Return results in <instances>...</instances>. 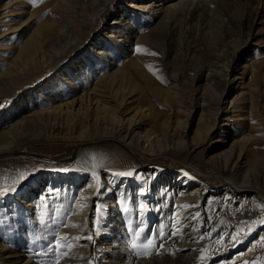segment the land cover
I'll return each mask as SVG.
<instances>
[{
	"label": "rangeland",
	"instance_id": "obj_1",
	"mask_svg": "<svg viewBox=\"0 0 264 264\" xmlns=\"http://www.w3.org/2000/svg\"><path fill=\"white\" fill-rule=\"evenodd\" d=\"M52 29L64 34L51 40ZM55 113L64 119H46ZM114 115L136 126L143 170L159 167L147 190L131 153L99 142L114 134ZM53 126L63 133L49 135ZM18 140L0 152V264H264L256 195L228 210L219 192L264 186V0H0V149ZM84 140L96 147L77 150ZM114 153L128 185L107 191L104 181L109 199L88 219L120 239L99 233L85 261L87 231L70 213L80 191L67 200L55 185L95 186ZM240 153L238 174H227ZM200 186L209 224L179 251L174 225Z\"/></svg>",
	"mask_w": 264,
	"mask_h": 264
},
{
	"label": "bare ground",
	"instance_id": "obj_2",
	"mask_svg": "<svg viewBox=\"0 0 264 264\" xmlns=\"http://www.w3.org/2000/svg\"><path fill=\"white\" fill-rule=\"evenodd\" d=\"M132 3H133V1L131 2L130 6L135 7L136 5H134ZM106 5H107V1L102 3V7H105ZM102 7L99 9V15L102 12ZM98 16H97V18H98ZM71 23L69 25H71ZM69 25L65 26V27H67L66 32H68L70 30ZM63 34L64 33H62V32L57 33L56 30L52 29V30H49L47 36H49L51 39V38H55L56 35L62 36ZM52 42H54V41H52ZM99 53L102 54L104 52H99ZM234 70H236V69L229 65L226 72H225V76H228L230 74V72L234 71ZM213 77H214L213 74L209 73L204 78L205 79H212ZM201 78H203V77H201ZM225 98H227V96H223L220 98L219 107L217 108L216 114H215V115H217V117L224 116L222 114V109L220 107V104L223 102V100ZM60 118L64 119L62 117V115L57 114V113H55L53 115H49L48 117H46L47 120H51V119L55 120V119H60ZM114 118H116V121L118 122V126L115 129L114 134L111 136L101 137L99 139V142L105 143L107 148H109V147L113 148V147H115V143H118L122 147H124L126 150H128L131 153V157L134 160L132 162L134 164V167H135L134 171L138 172V174L142 173L145 176L143 178L144 182L141 186H139V188L141 190H147L150 188V186H152L151 174H154V172H158L159 169H157V168H159V167H155L154 165H151V167H149V169H148L149 171L143 170L144 166L142 165V162H140V158L137 157V154L133 150L134 149L133 143L135 141L134 132L137 130L136 126H134V124L132 122L125 121L122 118V116H120V115H114ZM55 131H58L57 133L62 134L63 133V127L53 126L52 132L50 131L49 135L55 137V133H54ZM213 133L214 132L211 131L210 135H212ZM64 135H67V134H64ZM157 141H158V139H157ZM20 143L21 142L19 140L16 142L15 141L10 142L9 143L10 145L0 149V152L1 153H5V152L9 153V152L19 148L21 145ZM76 144L78 146L77 150L78 149L92 150L93 147H96V145H93V142L91 140L79 141ZM149 150H152V148H149ZM72 153H71L70 160L74 159V155L76 154V151L73 154ZM117 155H118L117 153H114V156H115L114 162L109 163L103 169L99 170L98 183L95 186L92 184V179L88 181L89 186H88V182H87L85 185H83V187L81 189H78L75 186L70 187L68 184V182H69L68 180H66L65 182H62L63 184L59 183V184L55 185V187H57L54 190L55 194L56 195L60 194L62 196H65V198L67 200H71V199L73 200V197H74L76 191H80L81 200L76 201L71 206L72 212H70V213L73 215L78 214L77 218L80 219V223L86 228V231H87L82 236L84 238L81 240V242L87 241L86 242V244H87V249H86L87 255L85 256V261L88 259L90 251L95 247V243H96V240L98 238L99 233H106L107 235L112 236L113 237L112 243H116L117 241L119 242V239H120L119 236L114 237V235H112V233H114V232L111 229L112 228L111 226H109L108 228L103 227L106 223L105 221H102L99 225H93V224H91V222L88 219L89 213L91 211V206L95 205V203H98V201L100 202V200L109 199L108 195H106L105 193L102 192L103 188L105 187L103 185L104 181H106V183H105L106 187L105 188L107 191L109 190L110 185L113 186L114 184H116L117 182H120V181L124 182L123 186L128 185L127 180L123 181L122 179L119 180L118 178H116L115 173H120L118 171L122 170V169L123 170L121 172H125L124 170H126V168H127V167L125 168V166L122 163V160L120 159V157H118L119 155L118 156ZM12 157L13 156H11L9 158L11 159ZM243 157H244L243 154L240 153L235 158L232 157L230 159H227L223 164V168L225 169V172L227 174H233V175L236 174L237 175L239 172V169L242 165L241 161L243 160ZM55 177H56V175H54V174L52 175V173L50 174V177H49L50 183L48 182V186H47L48 188L47 189L50 188L51 190H53V188L49 187V186L58 180ZM71 181H74V180H71ZM84 181H86V178ZM91 188L92 189L94 188L93 193L89 191V189H91ZM204 190H205V188L201 189V186H200L199 191L195 195V199H197V201L193 202V203L187 202V203L183 204L182 207H186V210L184 212L180 213L179 217L177 218V223L174 225V230L177 233V239L180 243L179 248H178L179 251H184L187 248H190L193 245L192 243L197 242V240H199L200 235H197V236L194 235V231H199L200 233H202L205 229V225L209 224V222H207V220H205L204 216L202 215L201 207H198L202 203V198H203L202 195H203ZM162 191H167V189L166 190L163 189ZM244 191H245V193H243ZM219 192L223 196L221 207L226 208L228 210H231L233 208H238L237 203L239 201H241L243 196L245 197L246 195H250V194L256 195V198L258 201V206H256V204H255L254 210L256 211L258 216H263V214H264L262 212L264 209V186L263 185L256 187V188H253V187L243 186V184L240 183L239 181L228 182V183L226 182L221 186V188L219 189ZM241 192H242V194H240ZM175 208H177V206ZM12 216L17 217L16 216V210L12 211ZM118 217H119L118 219H120L122 221L124 220V218L121 214H119ZM77 218H75V219H77ZM123 224H124L123 225L124 230H126L128 228L127 222L124 221ZM221 227L222 228L227 227V224H224ZM228 232H229V230H227L226 233L228 234ZM93 234H96V235H93ZM227 234L225 235V237L227 236ZM229 236H231V233ZM77 243L79 244L80 241L73 243V246H77L78 245ZM262 243H263L262 245L264 246V241ZM0 246H2V245H0ZM113 255H114V253H113ZM113 255L107 256L106 258L108 260L109 259L111 260Z\"/></svg>",
	"mask_w": 264,
	"mask_h": 264
}]
</instances>
